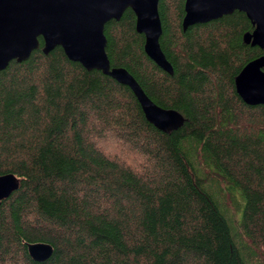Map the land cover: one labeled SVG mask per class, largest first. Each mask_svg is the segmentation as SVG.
I'll return each mask as SVG.
<instances>
[{
	"label": "trees",
	"instance_id": "16d2710c",
	"mask_svg": "<svg viewBox=\"0 0 264 264\" xmlns=\"http://www.w3.org/2000/svg\"><path fill=\"white\" fill-rule=\"evenodd\" d=\"M183 2L157 1L172 75L143 53L130 10L103 27L110 67L180 114L175 131L40 39L0 71V176L18 180L0 202V264H264V106L233 85L264 51L243 44L240 12L182 31ZM31 243L50 257L30 260Z\"/></svg>",
	"mask_w": 264,
	"mask_h": 264
},
{
	"label": "water",
	"instance_id": "95a60500",
	"mask_svg": "<svg viewBox=\"0 0 264 264\" xmlns=\"http://www.w3.org/2000/svg\"><path fill=\"white\" fill-rule=\"evenodd\" d=\"M158 0H0V71L11 61L23 62L38 49L48 54L61 49L65 58L86 71H98L127 87L145 121L160 132L175 131L183 118L173 110L156 106L123 68H112L106 57L104 25L118 21L125 10L135 18L134 30L143 36V53L160 70L172 69L159 48L161 26ZM233 12L244 14L252 30L242 42L264 51V0H184L181 30L204 24ZM264 55L246 63L234 78V91L247 106H264ZM18 188L11 174L0 176V202ZM30 260L43 262L52 253L45 243L26 245Z\"/></svg>",
	"mask_w": 264,
	"mask_h": 264
},
{
	"label": "rangeland",
	"instance_id": "374dc122",
	"mask_svg": "<svg viewBox=\"0 0 264 264\" xmlns=\"http://www.w3.org/2000/svg\"><path fill=\"white\" fill-rule=\"evenodd\" d=\"M227 209L229 210L230 214L233 213V212H232V211H233V208H232L231 205H228V206H227ZM231 216H232V219H234V221H235V219H236L235 215H234V214H233V215L231 214Z\"/></svg>",
	"mask_w": 264,
	"mask_h": 264
}]
</instances>
